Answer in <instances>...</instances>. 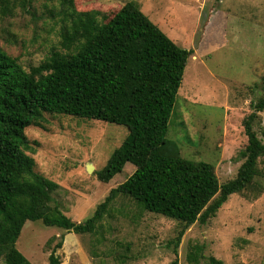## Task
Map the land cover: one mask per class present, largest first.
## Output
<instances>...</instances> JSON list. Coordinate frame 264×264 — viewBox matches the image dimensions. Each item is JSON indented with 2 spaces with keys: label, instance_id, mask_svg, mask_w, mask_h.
<instances>
[{
  "label": "rangeland",
  "instance_id": "374dc122",
  "mask_svg": "<svg viewBox=\"0 0 264 264\" xmlns=\"http://www.w3.org/2000/svg\"><path fill=\"white\" fill-rule=\"evenodd\" d=\"M67 1L0 0V48L25 70L54 50L64 51L62 33L71 27L66 11L72 12ZM127 1L71 0L73 11H97L101 22ZM134 1L172 41L192 50L167 138L182 157L211 163L219 183L226 182L243 161V119L264 96V0ZM213 9L222 14L215 31L204 27ZM254 130L264 143V109ZM24 132L34 170L58 184L52 204L75 222L91 216L110 188L134 171L127 162L108 182L96 176L126 137L124 125L44 113L41 126L30 125ZM258 167L261 179L256 181L264 185V157ZM178 230L176 220L143 211L120 194L93 234L27 220L15 246L31 264H49L60 240L55 249L60 264H208L212 257L222 264H264V188L253 184L231 194L215 216L190 225L175 244Z\"/></svg>",
  "mask_w": 264,
  "mask_h": 264
},
{
  "label": "trees",
  "instance_id": "16d2710c",
  "mask_svg": "<svg viewBox=\"0 0 264 264\" xmlns=\"http://www.w3.org/2000/svg\"><path fill=\"white\" fill-rule=\"evenodd\" d=\"M8 2V1H7ZM63 30L64 51H52L38 65L25 70L0 48V260L3 264H31L15 242L27 220H41L75 234L96 232L110 203L118 195L132 198L143 211L178 222V244L195 222L205 224L231 194L253 184L264 188L258 167L264 143L254 130L264 96L243 119L247 143L236 176L219 183L211 163L182 157L167 138L169 119L191 49L172 41L142 11L127 1L106 22L97 11L75 12ZM44 113L102 120L124 125L128 133L106 164L96 172L108 182L125 163L134 171L110 188L92 215L75 222L52 193L58 184L34 170L30 125L41 126ZM260 191L257 193L259 194ZM49 264H60L55 249ZM172 264H176L173 261ZM208 264H222L211 258Z\"/></svg>",
  "mask_w": 264,
  "mask_h": 264
},
{
  "label": "crops",
  "instance_id": "0c3cea01",
  "mask_svg": "<svg viewBox=\"0 0 264 264\" xmlns=\"http://www.w3.org/2000/svg\"><path fill=\"white\" fill-rule=\"evenodd\" d=\"M217 9H213L211 11V13L209 14L208 18H207V21H206V24L204 25V27H206L207 29H209L211 26L214 27V31L219 27L220 29V26L216 24L217 20L219 19V16L222 15L221 13H216ZM224 18L226 17L224 14H223ZM222 21V20H221ZM222 23V22H221ZM216 24V25H215ZM205 28V29H206ZM203 36V34H202ZM203 37H201L200 39V43H199V47L198 49L200 50V52L202 53L205 52L204 49V43H203ZM196 53V52H195Z\"/></svg>",
  "mask_w": 264,
  "mask_h": 264
},
{
  "label": "water",
  "instance_id": "95a60500",
  "mask_svg": "<svg viewBox=\"0 0 264 264\" xmlns=\"http://www.w3.org/2000/svg\"><path fill=\"white\" fill-rule=\"evenodd\" d=\"M88 169H89V171H91V167L90 166L88 167Z\"/></svg>",
  "mask_w": 264,
  "mask_h": 264
}]
</instances>
